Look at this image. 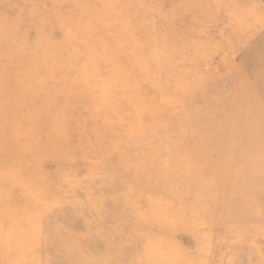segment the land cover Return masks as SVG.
I'll use <instances>...</instances> for the list:
<instances>
[{
	"label": "rangeland",
	"instance_id": "1",
	"mask_svg": "<svg viewBox=\"0 0 264 264\" xmlns=\"http://www.w3.org/2000/svg\"><path fill=\"white\" fill-rule=\"evenodd\" d=\"M0 264H264V0H0Z\"/></svg>",
	"mask_w": 264,
	"mask_h": 264
}]
</instances>
